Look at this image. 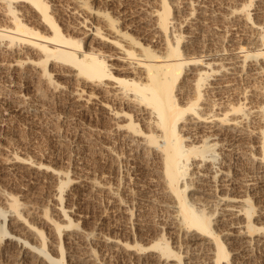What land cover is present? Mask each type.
<instances>
[{
  "label": "bare ground",
  "instance_id": "obj_1",
  "mask_svg": "<svg viewBox=\"0 0 264 264\" xmlns=\"http://www.w3.org/2000/svg\"><path fill=\"white\" fill-rule=\"evenodd\" d=\"M152 1L71 0L70 13L79 18L71 25L56 20L51 0H0V17L5 19L3 23L0 20V97L5 105L0 141H8L4 130L7 114L39 116L51 101L86 117L95 116L102 126L90 129L111 159L126 157L140 162L139 189L158 181L176 212L171 228L184 230L183 235L186 231L189 245L208 249L210 264H243L241 249L250 248L251 242L264 247V226L252 221L253 196L264 194V85L255 88L260 99L256 105L244 103V99L229 104L228 98L237 79L264 80V52L259 47L251 49L255 39H238V30L228 34L230 39L225 35L233 45L217 50L222 58L214 57L216 51L211 53L214 58L210 53L186 55L182 43L195 42V26H189L188 34L172 32L169 2ZM246 1L237 7L241 13L250 10L255 0ZM187 3L190 5V0ZM237 13L233 8L226 15L237 17ZM250 15L247 23H251ZM70 32H78L81 38L70 36ZM184 91L188 96L180 95ZM250 118L260 126H250ZM233 152L256 167L260 176L237 177L239 172L228 165ZM148 163L157 179L152 178L156 176L153 173L149 177L143 174L141 169L148 168ZM6 165L7 170L23 171L35 180L48 177L58 218L44 209L38 215L44 227L37 226L27 218L36 211L29 207L22 210V203L0 186V201L8 206L0 209V234L4 235L0 253L25 264H64V243L68 242L84 248L85 260L94 264L100 254L114 251L145 264L185 263V254L167 242L162 234L165 227L160 224L154 237L157 240L149 247L84 228L83 213L73 216L76 206L71 198L87 195V200L106 190L112 207L127 218L134 215L130 205L105 183L89 175L83 177L82 172L74 182L78 183L76 191L65 193L64 188L72 182L66 171L18 154L11 155ZM188 167L192 171L187 180ZM191 189L194 191L189 194ZM205 194H213L212 204ZM210 206L214 209L208 210ZM215 223L222 225L220 231ZM227 239L239 246L228 250Z\"/></svg>",
  "mask_w": 264,
  "mask_h": 264
},
{
  "label": "rangeland",
  "instance_id": "obj_2",
  "mask_svg": "<svg viewBox=\"0 0 264 264\" xmlns=\"http://www.w3.org/2000/svg\"><path fill=\"white\" fill-rule=\"evenodd\" d=\"M147 1L148 0H145V2ZM167 1L169 2L171 8L170 9L171 16L173 18L172 32L178 33L179 30L180 31L183 30L185 33L188 34V32L190 31L189 26L190 25L195 26L196 29L195 37H194L195 42L187 43L186 41H184V43H182L183 49L185 50L187 49V51L184 50L186 52V53L184 52L186 55L189 56H193L195 54L208 55V53H210L209 55L211 56L213 54V51H216L213 54L214 57L216 56L215 58L217 57L222 58L223 56L218 55L217 53L226 50L227 46L232 47L233 45L232 42L230 41L231 43H228L229 41L227 40L230 39V37H228L229 36L228 34L238 30H239L237 33V38L239 36L238 39H241L240 37L243 36H245L246 38L250 37L249 39H255L254 41L255 44H257V46L254 44L252 45L253 47L251 49H255V51L262 49L263 51L260 50V52L261 51L264 52V38H262L264 36V0L253 1L254 3L253 2L252 3L254 5L249 7L250 9L248 10L249 12L242 11V13L239 8L242 6V4L247 3L246 0H190L191 6L188 5L187 3L189 2V0H167ZM51 2L56 7L55 10L56 12L54 13V16L59 23H62L64 21L72 25V24H76L79 21V18L77 16H74L73 14L70 13L71 7L73 5L71 0H51ZM152 2L153 4H155V2L157 3L158 1L153 0ZM97 4L102 5L101 3H97ZM238 6L239 8H237ZM233 8L237 9L238 13L236 15L238 16L233 17L229 14L226 15V13H229L230 10ZM190 12H192V14H189ZM247 13L251 14L249 17H252V20L250 21L251 23L256 22V24H254V26L257 25L256 27L252 26L251 23H247L246 20V18L248 17ZM211 14L212 15L217 14V15L212 17L213 19L211 20L210 19ZM206 17L209 19L206 20ZM0 20H2L3 23L5 19H2L0 17ZM91 21L97 22L98 20L96 19L94 20V18L93 19L91 18ZM197 21L200 23H198ZM173 22L176 25H173L174 24ZM208 23L210 25H207ZM216 25L217 28H215ZM221 28L222 31L225 30V33L221 31ZM239 33L240 35L241 34L242 35L241 36L238 35ZM69 35L74 38H81V35L78 34V32L75 33L70 32ZM225 35L227 36L226 37L227 39L225 38ZM223 46L226 48H222ZM102 49H104L105 51L109 50L108 48L105 47H103ZM219 49L222 51H219ZM204 52L207 54H205ZM213 55L211 56L212 58H214ZM261 62L263 63L264 61ZM248 82L249 83L251 82L250 83L251 86L248 84ZM263 82H264L263 79H261L260 81L254 79L247 80V78H245V81L243 80V78L237 79L236 84L237 83L238 84L234 85V88L236 89L233 88L229 92L230 97L228 98V102H230L229 100H231L229 104H231L232 102H234L232 104H235L240 102L241 99L242 101L244 99L245 100L243 101L244 103L246 102L251 105L252 104L256 105L260 101V99L255 88L257 87V90L261 89L262 86L264 85ZM256 83H258V85ZM259 84L262 85L259 86ZM252 85H254V87ZM246 88L249 89H247L246 91ZM251 90L253 92H251ZM183 93L186 94V96H188L187 92L184 91L180 93V95H183L182 97H184ZM244 96L247 98H244ZM2 103H3L2 97H0L1 117L2 115L4 116L5 114L4 113L5 105ZM6 117H8L7 123L9 125L7 124V126L4 127V130L6 129L5 132L10 135V136L8 135V141L10 142H8L6 139H2V141H0L1 142L0 143V149H1L0 150V186L8 193L13 194L22 203V205L24 206L22 210H28L30 208L36 211L37 214L34 213L31 215L30 213L28 215L27 218L30 221L36 223V225L39 227H44V225L41 224L40 220L38 219L39 218L38 215L42 213L41 211L44 209H48L49 215H52L56 219L58 218V216L55 214L56 211L54 210L53 207V190L50 185L48 177L45 178L46 176L45 177L41 176L40 179L35 180L34 178L28 176V174H25L23 171L19 172V171L7 170L6 164L9 161L11 155L13 154L32 157L38 161H42L45 164H51L56 169L66 171L67 173H69L72 182L69 183V185H67L64 188L65 193L76 191V187L78 183H74L75 179H77L79 175H82L84 173L82 175L83 177L85 175L86 176L89 175L95 180L101 183H105L111 189H114V191L117 192V195L120 198H123V201H126L125 203L127 205L129 204L130 205V206L128 205L129 208L133 210L132 213L134 215L132 216V218H127L125 215L121 214L118 210H116V208L112 207L110 202L111 194L106 190H102L98 192V196L96 195L87 200H86L87 195L71 198L72 199L71 202H74L76 206L73 216L77 217V212L83 213L85 220L82 223V225L84 226V228L89 230H96L95 232L100 233L101 235H113L116 237L118 236V238L121 237V239L123 240L130 241L133 243L137 242L139 244H143L145 247L146 246L149 247V245L153 244V242L157 240V238L155 239L154 237L158 236L157 226L160 224L159 226H164L166 228V230L164 228L163 229L164 231L162 232L165 239L168 240L166 241L167 242L170 241V245L174 246L176 250L181 249L180 251L182 255L185 254V256L183 257V262H185L184 264H210V261L208 262L209 258L207 255L208 249L206 250V248L202 245H198V246L189 245L186 242L187 239L184 238L186 231L183 235L184 230L180 231L179 229L177 230L175 228H171L172 226L171 222H174L175 219L173 220V217L176 216L175 215L176 212L174 211V209H172L173 207L169 205L171 203L169 202L170 199L167 196H165V194H163L160 185H158V181L157 183L156 181H150L147 184H145L144 190H143V186L142 188L139 189V186L137 184L139 175L137 173L140 170V167L138 168V164L140 162L135 163L133 159L128 160V158L126 157L111 159V157L107 154V152L100 147L101 145L99 142V138L90 129L93 126L96 127L97 125L98 127L102 126V123L95 116L86 117L85 115H81L76 110L67 109L65 107H62L58 103L56 102L52 103L51 101L48 102V104H46L45 113L40 114L39 116H30V115L13 113V114H7ZM252 118H250L249 120L250 122L248 123L250 126L254 127V125L256 126L259 123L258 120L256 121V119H252ZM254 120L257 122V124L256 122H254ZM94 138L95 139L97 138L98 141L97 139L95 140ZM4 145L5 148L4 147L1 148V146ZM98 148L100 149L98 150ZM236 155L238 154L233 152V154L231 155L232 157L229 156L230 158L228 160L229 161L228 165H229V169H231L232 171L239 172L237 173L238 175L237 177L250 176L253 178H258L260 176L261 173L258 172V169L256 167L254 168L249 161L245 159L243 160V158H241L239 155L238 156ZM4 162H6V164ZM249 164L251 166H249ZM147 167L148 168H145L144 170L141 169L142 171H144L143 173L144 175H146L147 177L151 176L152 173H153L152 175H156V173L152 170L153 165L151 163H148ZM188 168H187L188 170L186 171L187 180L190 179L189 177L187 178V176H191V171H192L191 167ZM155 177H157V175L154 177L152 176V178L157 179ZM44 178L47 180H45ZM198 184L199 183H196V185ZM193 191L194 190L191 189L190 191H188V193L190 194ZM212 195L213 194L211 195L205 194L206 196L205 199L206 200L210 199L211 201L209 200V202L211 204L213 199ZM253 201L255 202V209L253 211L254 216L252 217L253 219L252 221L253 222L256 221L254 223L258 226L259 224L260 226H264L263 225L264 224V216H263L264 194L253 196ZM25 205H27V207H25ZM257 206L259 208H256ZM208 208H210L208 210H212L211 208L214 209L213 206L212 207L210 206ZM0 209L3 211L7 210L8 209L7 204L0 201ZM256 215H258L259 217ZM257 220H259L258 223ZM60 222L63 223L64 221L61 220ZM217 224L215 223L213 225L214 227H218L217 231H220L219 229L221 228L222 225L219 223ZM6 227H7V231L11 232L8 223L6 224ZM3 236L4 235L0 234V241H2V243L4 241ZM145 237L148 238L150 237L152 240H150V238L148 240ZM221 237L223 236L221 235ZM30 240L33 241L32 239ZM232 241L233 240L231 239L226 240L227 243L226 247L228 250H231L233 247L239 246V244H237L234 241L233 243ZM67 243L68 242L64 243V248H65L64 264H94L92 262L90 263L85 260L86 250L84 248L76 247L73 244H69V243L67 244ZM251 244H249L251 246L250 248L246 247V250L244 248L241 249V253L243 254V255L241 254L242 255L241 257L242 259L244 258L243 259L245 261L244 263L264 264V247L261 246L259 247V245L258 244L256 245L255 242H251ZM46 251L51 253L50 249L48 248H46ZM115 252L116 251L112 253L108 252V254L106 253L102 256L100 254L99 260L97 261L96 264H145L143 262H140L134 257L131 258L130 256L127 257L126 254L120 252L119 253L116 252V254H114ZM52 255L54 258L56 257L55 254ZM12 258L13 257L8 256L4 253H0V264H25L24 262L19 260V258H17V260L14 258L13 260Z\"/></svg>",
  "mask_w": 264,
  "mask_h": 264
}]
</instances>
